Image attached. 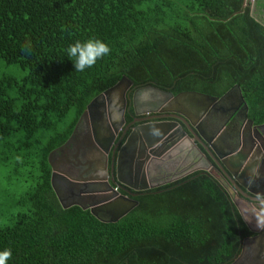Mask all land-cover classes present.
<instances>
[{
	"label": "trees",
	"instance_id": "1",
	"mask_svg": "<svg viewBox=\"0 0 264 264\" xmlns=\"http://www.w3.org/2000/svg\"><path fill=\"white\" fill-rule=\"evenodd\" d=\"M89 38L110 54L76 72L64 50ZM123 77L175 95L221 98L238 87L249 118L263 123L264 23L246 0H0L6 264H232L256 235L216 175L202 171L141 194L117 222L62 206L49 155Z\"/></svg>",
	"mask_w": 264,
	"mask_h": 264
},
{
	"label": "flooded vegetation",
	"instance_id": "2",
	"mask_svg": "<svg viewBox=\"0 0 264 264\" xmlns=\"http://www.w3.org/2000/svg\"><path fill=\"white\" fill-rule=\"evenodd\" d=\"M139 88L141 87H135L132 84L126 90L123 98L119 96L106 97L102 95L103 93L100 94L91 106L89 112L83 114L80 118L70 145H63L54 151L53 162L58 169L56 175L57 186L66 204L77 203L83 207H89L94 202L102 201L101 203H109L114 200V196H124L128 199L137 200L141 194L182 180L197 171L207 173L205 171L206 169L212 170V175H216L220 182L221 179L224 180L222 173L214 162H212L213 166L208 165L209 163L206 158L211 160V156L206 150V147L201 142L195 140L189 128L179 120L187 135L204 154V156H201L197 160V163H193L194 165L191 166L190 161L195 152V148L191 140H187L188 138L184 137L181 141L182 146L187 149L184 152L179 151L181 144L178 147L177 144L174 145L175 139L179 138L176 135V138L173 136L168 139L162 138L161 136H152L149 139L145 138L144 132L147 130V124L176 119H147L153 115H164L166 113L137 114L141 110H135L133 96ZM209 111L210 113L207 114ZM248 113V104L245 102V99H242L236 89L226 95L214 108L209 109L198 122L197 127L206 138H213V143L221 154L237 149L241 143L240 154H243V152H245L244 154H248L250 152L252 155L263 156L264 122L255 124L249 118ZM101 129H104V134H99ZM241 136H243V143L241 142ZM131 137L134 141L131 142V155L123 156L124 153L120 154L122 148ZM91 141L95 145L98 144L101 150L109 146L108 159L105 167V180L100 182V184L88 187H73L74 193L71 194L68 192L71 188L69 175L74 177L76 173L71 166L65 163V160L68 158L74 161L73 163H77L79 145L83 144V147H85L84 144L92 146ZM164 148L169 152L171 162H164L158 166L156 162L157 155L155 154H161ZM79 166H81L80 163ZM193 168H198V170L192 172L191 170ZM262 171L264 172V165ZM152 185H156V187H152ZM222 185L225 186L223 183ZM81 188L86 192L84 195L80 192ZM257 189L262 190L263 188L257 186ZM234 197L235 201L238 200L239 202L238 206H243L245 210L251 213L253 220L256 221V215L261 209L259 206L264 207V200L256 203V201H244L245 199L243 200L238 194ZM251 203H256V205L252 206ZM100 215L105 219L110 217L109 214L104 212H100ZM249 227L250 229L252 228L251 230L256 235L257 231L262 229V227L258 228L257 226L253 227L251 225Z\"/></svg>",
	"mask_w": 264,
	"mask_h": 264
},
{
	"label": "water",
	"instance_id": "3",
	"mask_svg": "<svg viewBox=\"0 0 264 264\" xmlns=\"http://www.w3.org/2000/svg\"><path fill=\"white\" fill-rule=\"evenodd\" d=\"M132 84L133 82L130 79L123 77L118 84L105 91L102 95L106 97L119 96L123 98L126 90ZM236 89L243 99L241 90L239 88L231 89L226 95L230 94ZM226 95L220 98L194 91L181 92L175 95L170 91L160 89L153 85H148L136 90L133 96V105L136 111L138 109L141 110V112L137 114L166 113L164 115H153L147 119H176L169 121H157L147 124V130L144 132L146 139H149V137L152 136H161L162 138L168 139L176 135L179 138H176L175 136L176 139L174 141V145L177 144L178 147L184 137L188 138L187 140H191L192 145L195 148V152L190 161L192 166L194 165L193 163H197V160L201 156H204V154L199 150V147L194 144V141L187 135L183 125H181V123H183L192 132L195 140L201 142L206 147V150L211 156V160L205 157L209 163L208 165L213 166L212 162H214L219 171L222 173L225 180L224 182L227 185L224 187L231 194L234 203L237 204L234 199V196L237 194L243 200L245 199L244 201H256V203H258L261 202V200H264V172L262 171V167L264 165V155H252L250 152L248 154H244L245 152L240 154L239 151H241V143L237 149L221 154L213 143V138H206L197 127V124L202 119L203 115L209 109L211 110L212 107L214 108L216 104L221 102ZM97 99L98 98H95L88 105L87 110L83 114L89 112L91 106ZM209 113L210 111L207 114ZM192 127L196 129L194 130ZM73 134L64 146L70 145L73 140ZM99 134H104V129H101ZM241 139V142L243 143V136H241ZM98 142L99 141L97 137V143ZM131 142H134L132 137L123 146L120 154L124 153L123 156L131 155ZM91 143L93 144V141H91ZM82 145L83 144H80L78 147L79 151L77 154V163H73L74 161L68 158L65 160V163L71 166V168H73L76 173L74 177L69 175V180H71V188L68 192L71 194L74 193L73 187H88L91 185L100 184V182L104 181L106 177L105 167L106 161L108 159L109 146L101 150L98 147V144H93L92 146L84 144L85 147ZM179 151L184 152L187 151V149L181 144ZM53 154L54 153H51L49 155V163L52 167L53 188L58 196L59 201L64 208H68L73 205L81 206L77 203L68 205L64 202V198L57 186L56 175L58 169L53 162ZM155 155H157L156 162L158 166L162 165L164 162H171V156L165 148L161 154ZM79 163L81 166H79ZM194 170H198V168H193L191 171L193 172ZM205 171H207L208 174H213L212 170L210 169H206ZM257 186H261L263 189H257ZM152 187H156V185H152ZM80 192L82 195L86 193L83 188H81ZM114 197V200L109 203H101L102 201H100L90 204V212L100 221L117 222L120 218L125 216L139 204V201L135 199H128L124 196ZM256 203L251 204L256 205ZM259 207L262 208V206ZM83 208L85 209L86 207ZM100 212L107 213L110 217L108 219L102 218ZM232 264H264V227H262L260 231H257V235L244 239L241 254Z\"/></svg>",
	"mask_w": 264,
	"mask_h": 264
},
{
	"label": "clouds",
	"instance_id": "4",
	"mask_svg": "<svg viewBox=\"0 0 264 264\" xmlns=\"http://www.w3.org/2000/svg\"><path fill=\"white\" fill-rule=\"evenodd\" d=\"M64 51L67 58L72 62L74 70L76 72H83L85 69H89L96 64L99 59L109 55L111 49L104 41L97 38H89L84 41L77 40L73 42ZM256 221L258 228L264 227V207L257 213ZM10 257L11 251L9 249L0 251V264H6Z\"/></svg>",
	"mask_w": 264,
	"mask_h": 264
},
{
	"label": "crops",
	"instance_id": "5",
	"mask_svg": "<svg viewBox=\"0 0 264 264\" xmlns=\"http://www.w3.org/2000/svg\"><path fill=\"white\" fill-rule=\"evenodd\" d=\"M248 3H251L253 13L255 16L264 23V0H246ZM221 182L225 184L224 180L221 179ZM227 186V185H226ZM235 199V198H234ZM237 205L239 204L238 200H236ZM254 206V205H252ZM239 211L242 213L240 207L238 208ZM243 214V213H242ZM243 217L245 219V215L243 214ZM250 226V223L248 224ZM252 229V228H251Z\"/></svg>",
	"mask_w": 264,
	"mask_h": 264
},
{
	"label": "rangeland",
	"instance_id": "6",
	"mask_svg": "<svg viewBox=\"0 0 264 264\" xmlns=\"http://www.w3.org/2000/svg\"><path fill=\"white\" fill-rule=\"evenodd\" d=\"M237 205V204H236ZM79 206V205H78ZM238 206V205H237ZM80 207H82V206H80ZM90 207V206H89ZM89 207H86L84 210H89L90 211V209H89ZM238 208H239V206H238ZM240 209H241V211H242V213L245 215V220H246V222L249 224L250 223V225L251 226H253V227H256V221H254L253 220V218H252V216H251V213L250 212H248L247 210H245L244 208H243V206H240ZM250 211L251 212H253L251 209H250ZM241 213V214H242ZM242 214V215H243Z\"/></svg>",
	"mask_w": 264,
	"mask_h": 264
}]
</instances>
